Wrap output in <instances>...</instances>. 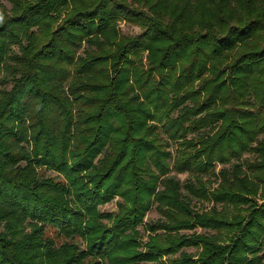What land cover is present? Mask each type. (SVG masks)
Returning <instances> with one entry per match:
<instances>
[{
    "label": "trees",
    "instance_id": "trees-1",
    "mask_svg": "<svg viewBox=\"0 0 264 264\" xmlns=\"http://www.w3.org/2000/svg\"><path fill=\"white\" fill-rule=\"evenodd\" d=\"M3 1L0 264H264V0Z\"/></svg>",
    "mask_w": 264,
    "mask_h": 264
},
{
    "label": "rangeland",
    "instance_id": "rangeland-1",
    "mask_svg": "<svg viewBox=\"0 0 264 264\" xmlns=\"http://www.w3.org/2000/svg\"><path fill=\"white\" fill-rule=\"evenodd\" d=\"M6 7H8V4L7 3H5L3 0H0ZM120 30H121V32H122V34H135V33H137L138 32V28H136V27H129V26H126V25H124V24H120ZM47 175H49V176H51V177H53L54 176V174H52V173H47ZM259 202H260V200L259 199H257ZM115 201L116 200H114L113 202H111L110 204H108V205H104V206H102L100 209H101V211H104V212H114L115 211V206H114V204H115ZM205 206V205H204ZM156 219H158V216L156 215V213L154 212V210H152L151 212H149L148 214H147V216H146V218H145V223H148L149 221L151 222V221H154V220H156ZM139 231H140V234L142 235V238L140 239V243L141 244H144L146 241H147V238H146V235L144 234V232L142 231V228L141 227H139V229H138ZM192 233H196V234H201V233H203V231H201L200 229H195L193 232H188V233H185V234H188V235H191ZM47 235L49 236V237H52V232L51 231H48V233H47ZM188 254H192V255H197V253L199 252V250H197L196 248H193V247H191V248H189V249H187V250H185ZM164 261V260H163ZM164 263H166V262H164Z\"/></svg>",
    "mask_w": 264,
    "mask_h": 264
}]
</instances>
